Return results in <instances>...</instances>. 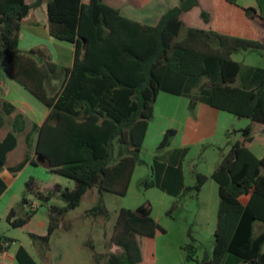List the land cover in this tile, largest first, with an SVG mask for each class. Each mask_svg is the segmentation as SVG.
Returning <instances> with one entry per match:
<instances>
[{"label": "trees", "instance_id": "trees-1", "mask_svg": "<svg viewBox=\"0 0 264 264\" xmlns=\"http://www.w3.org/2000/svg\"><path fill=\"white\" fill-rule=\"evenodd\" d=\"M45 1L51 37L75 47L73 67L56 96L48 94L45 82L57 72V63L43 52L38 53V62L20 48L24 19ZM208 6L202 0H179L167 8L158 24L151 25L125 15L128 7L140 8L138 0H37L34 4L0 0L4 70L50 109L39 129L35 153L47 160L50 172L74 182L73 189L55 186L65 206L50 204L53 194L42 193L34 178L27 183L28 193L48 205L47 235L30 234L34 244L43 242L49 248L53 234L66 227L67 215L81 206L92 189L101 197L87 216L110 221L112 215L103 195H128L160 94L183 96L190 79L218 73L221 81L210 87L206 102L251 124L240 131L243 137L211 175L220 197L213 254L205 253L198 260L190 234L192 241L184 246L186 264H222L226 255L242 264H264V230L255 233L256 224H264V158L251 151L255 126H261L264 135V79L254 90L237 87L242 64L233 60L240 50H264V18L255 9H246L260 26L257 40L223 35L212 30ZM183 30L186 35L181 38ZM5 125L0 113V130ZM175 135V130H169L161 147L169 146ZM16 146L14 135L0 143V170ZM117 147L126 155L113 164ZM28 163L26 160L9 170L20 172ZM208 179L198 174L191 190L200 193ZM154 186V182H146L147 188ZM5 189L0 180V196ZM243 194H251L246 206L239 200ZM22 203L29 208L24 217L18 218L15 209L7 217L14 228L27 225L39 208L37 202L33 210L34 201L28 196ZM166 234L150 215L121 209L110 240V246L121 252L109 253L101 263L100 255L91 248L94 264H156V240ZM14 243L0 235V253L8 252ZM16 257L19 264H38L23 246Z\"/></svg>", "mask_w": 264, "mask_h": 264}, {"label": "crops", "instance_id": "crops-1", "mask_svg": "<svg viewBox=\"0 0 264 264\" xmlns=\"http://www.w3.org/2000/svg\"><path fill=\"white\" fill-rule=\"evenodd\" d=\"M36 1L37 0H34L32 3H29L27 0L28 4H34ZM83 1L88 2V0ZM138 1L140 3V8L136 9L128 7L124 10L125 15L129 18L151 25L158 24L160 18L165 13L167 8L169 6H175L179 2V0ZM202 1L203 3H208L209 5L207 9H209L212 14L211 28L215 32L223 35L251 40H257L260 38V26L256 24L254 18L248 15L246 9L253 8L256 10L258 16L264 18V0H236L235 3H231L227 0ZM45 13H47V1H45L40 7L32 9L30 14L24 19L20 33V48L23 54L32 56L38 62H40L38 53L43 52L49 59L57 63L59 67L57 72L51 75L50 78L45 82V87L48 94L50 96H56L62 91L65 85L67 74L73 67L75 60V47L73 45H70L69 47V45L56 43L57 41L55 42V39H53L50 35V26L49 22L45 20ZM43 18L44 22L41 23L40 20ZM23 34L27 35L26 40L30 42L29 46L26 48L29 49L27 52L23 50ZM42 44L51 47V49H49L50 54L47 53L46 49L42 48ZM243 52L244 57L250 58L251 61H238L236 56L240 53V51L233 55V60L242 64V71L243 69H248L244 75V80L246 83L239 86L237 80L236 86L244 90H254L264 79V50L260 51L259 53L257 51ZM64 57L66 59V64L63 63L64 69H61L58 61H61V59ZM3 60L4 58L0 59V113L6 120V125L4 128H7V131L1 137L0 143L3 142L8 135H14L17 138L18 146V138L23 136V133L28 132L27 138L34 139V148H36L39 129L49 116L50 109L45 105L37 104L33 99L29 98L27 95L28 91L5 72ZM58 76L61 77L59 78ZM189 84L190 83H188V85ZM193 86L199 89L201 83H194ZM204 86H206V84ZM187 88L188 87H186V91L183 96H174L171 94L167 95V93L160 94L155 106V115L150 123L147 138L143 147L144 149L146 146H148V144H152L153 147L158 152H160V154L155 157L158 176L157 182L155 183V186L149 190L161 188L164 194V199L170 202H175L178 199L184 197L187 192H196L195 190H191L196 186L197 183L195 182L194 185L190 184L188 171L185 167L187 161L197 152V147L200 144L206 142H215L223 134L229 135V123L232 121L231 117H228V113L212 108L206 102L207 96L205 98H201L200 96H190L188 95ZM51 92H53V94H50ZM221 121L225 122L223 126L221 125ZM250 124V120L242 123V126L239 128V130L241 131L245 129ZM169 130H175L176 135L171 138L169 146L162 148V139ZM233 131H237V129H234ZM254 144L264 146L262 127L258 125L255 126V141L253 142L252 146ZM15 149L7 156L6 167L0 170V180L6 186V189L0 196V200L12 188L15 181L16 173L9 170L15 166H8V157L15 151ZM125 155L126 153L121 154L118 152V158L115 159L113 164H116ZM33 161L35 162V160ZM140 163H143V161ZM140 163L134 172L131 185L134 182V178L138 174L139 170L142 169V167H140ZM218 167L219 166H217L214 170L210 169L209 172L205 174L209 177V179L203 190L195 195L197 196L198 200V212L195 216L196 219L190 224L182 226L178 230L179 233L177 232L178 236L180 237L178 244L183 249L189 240L192 241V239H194L195 244H202V241L205 238L210 240L212 238L214 240H212L214 251L220 197L219 186L211 178V175ZM195 174L197 176L198 174L202 173L196 171ZM212 182H215L216 185H214ZM55 186L56 184L53 185V189L55 192H57L55 190ZM60 187L62 190H64L61 185ZM73 188L74 186L70 189ZM92 190H96L99 200L101 197L100 192L97 189ZM40 191L44 194H47L43 191V188H40ZM57 194L60 196L59 192H57ZM103 198L105 201V194L103 195ZM250 199L251 194H243L239 197V200L245 206L249 203ZM106 201L105 203L107 205ZM51 203L52 202H50V204ZM12 209L15 208H11V210ZM77 209L71 211L70 213L76 212ZM108 209L111 213L109 207ZM155 210L156 208L154 207L153 203H148L145 207H141L140 210L134 211L143 216L150 215L167 230V234L165 236H162L156 240V264H159L160 248L164 250L169 249L171 246V241L169 240L171 234L173 233L171 225L173 224L172 220L174 218L172 216L173 211H168L167 213L163 214L159 211L155 213ZM70 213L67 215L66 221L70 222L72 225L61 227L53 234L51 238L49 250L53 249L54 240L57 234L60 232V235L57 239V245L61 249V253L57 260L54 258L50 259L48 261L49 264H94L93 252L91 251V248L95 249L96 254H100L99 243H103V250L110 248V253L121 252V249L118 247L110 246V240L117 220L115 221L113 227L108 228L106 222L107 220L103 218H96L94 222H89L87 220V215V217L76 214L70 216ZM36 218L37 215H35L27 225L21 228L27 229L33 227ZM73 220H77L78 224L74 225L72 222ZM48 225L49 223L46 225L45 229L39 228L38 232L34 229H30V234L43 237L47 235ZM262 230L263 227H261L260 223L256 224V235L260 234ZM93 233L96 235V238L94 239L92 237L88 239V236L90 234L92 235ZM190 234L192 239L189 236ZM15 244L16 242L8 252L0 253V263L15 264L18 262L16 255L19 247L21 246L25 247L32 257L37 261L30 248L22 243L17 246ZM88 250L90 251L91 255L88 253ZM102 254H104L103 257L107 259L108 254L106 252ZM227 262L238 264L236 259L231 255H226L222 264H226ZM37 263L39 264L38 261Z\"/></svg>", "mask_w": 264, "mask_h": 264}, {"label": "rangeland", "instance_id": "rangeland-1", "mask_svg": "<svg viewBox=\"0 0 264 264\" xmlns=\"http://www.w3.org/2000/svg\"><path fill=\"white\" fill-rule=\"evenodd\" d=\"M34 0H28L29 3H32ZM46 12V11H45ZM45 20L49 22L47 13H45ZM41 23L44 22V18L40 20ZM186 35V30H183L181 34V38ZM27 35H22V44L23 50L27 52V46H29L30 42L26 40ZM56 42V40H55ZM63 45H70L69 43L59 42ZM42 44V48L46 49L47 53L50 54L51 47L48 45ZM24 51V52H25ZM258 53L260 51H257ZM258 55V54H253ZM5 58V51L0 42V59ZM238 61L241 62H250L251 59L248 57H244L243 50H240V53L236 56ZM61 69H64V64H66L65 57L58 61ZM64 63V64H63ZM248 69H243L241 75L238 79V85L241 86L245 84L244 75ZM59 78L61 76H58ZM221 81V77L218 73H215L211 77H205L201 79H190L189 85L187 86L188 95L190 96H197L201 98H205L207 96V92L209 91L210 87L217 82ZM194 83H201L199 89L195 88L193 85ZM206 84V86H204ZM50 94H53L51 92ZM29 98L33 99L37 104L44 105L40 100H38L34 95L30 92H27ZM168 95V94H167ZM170 95V94H169ZM228 117H231L232 121L229 123V135H222L220 136L215 142H206L200 144L197 147V152L191 156V158L187 161L185 167L188 171V178L190 180V184L194 185L195 182L197 183V176L195 172H200L202 174H207L209 170H214L217 166H220L224 160L228 157L231 152L233 145L243 137L242 133L240 132L239 128L242 126V123L249 121L248 119H241L231 114H227ZM224 121H221V125H224ZM223 128V127H222ZM237 129V131H233ZM7 128H4L0 131V139L6 133ZM223 132V131H221ZM27 134L23 133V136L18 138V146L13 153H11L8 157V166H17L18 164L29 160V163L26 167L16 173L15 181L12 188L1 198L0 200V235L3 237H7L10 240H15L16 246L19 244H24L34 254L39 264H49L48 261L52 258L55 260L58 259L61 249L57 245V239L59 237V233L57 234L54 240V246L52 250L47 248L43 242L33 243L32 239L30 238V229H34L38 232L39 228L45 229L46 225L49 223V216H48V205L45 204L43 201L35 198L34 195L28 193L27 183L30 181L31 178H34L40 188H43V191L47 194H53V200L51 204L57 206H65V202L58 196L57 192L54 191L53 185L60 184L64 189L72 188L74 186V182L69 180L63 176L53 174L50 172L49 164L47 160L41 156L35 154L34 148V139L27 138ZM163 140V139H162ZM120 145V144H118ZM252 152L259 158H264V146L254 144L251 148ZM117 153L115 152V159L118 158V152H120V147L116 148ZM160 152H158L152 144H148L143 151L141 152V160L143 163H140L141 170H139L138 174L134 178V182L131 185L130 191L126 197H120L114 194H107L106 195V202L108 207L111 210L112 216L110 221H106L108 228L113 227L115 221L118 218V212L120 209H132V210H140L141 207H145L148 203H153L154 207L156 208L155 213L158 211L165 214L171 210L172 207H175L173 210V224L171 225L173 233L170 236L171 246L169 249H162L160 248V262L159 264H186L187 262V252L178 244L180 237L178 236L177 232L179 233V229L187 224L193 222L196 218V214L198 212V200L196 192H187V194L178 199L175 202L166 201L164 199V194L161 188L151 189L146 187V182H157V165L155 163V157L158 156ZM35 160V164L32 161ZM114 163V161H113ZM213 181V180H212ZM214 185L215 182H212ZM25 196H28L29 200H32L36 203L37 209V202L39 203L38 212L35 214L37 218L35 220V224L33 227L24 229V228H14L10 222L7 220L9 212L11 208H15L17 211V217L21 218L24 217L29 210V208L25 207L22 203ZM195 196V197H194ZM98 197L96 190H90L88 194L84 197L82 205L77 209L76 212L70 213L72 215H83L87 217L86 211L91 209L98 203ZM35 209V210H36ZM34 210V209H33ZM102 219V218H101ZM100 219V220H101ZM80 220V219H78ZM89 222H94L96 218L93 216H88L87 219ZM74 225H77L78 221H72ZM72 225L70 222L66 221V226ZM261 227L264 230V224L260 223ZM96 235L93 233L88 236L89 238H96ZM202 236V235H200ZM169 239V238H168ZM213 239L205 238L202 241V244L194 243L195 247L197 248V258L198 260H202L205 253L210 255L213 254ZM191 240L188 241L190 243ZM107 245V244H106ZM100 247V261L101 263L105 262V258L103 257L104 252L107 254L110 253V248H106L103 250V243H99ZM162 249V250H161ZM88 253L91 255L90 251ZM1 256V255H0ZM232 256V255H231ZM234 257V256H232ZM238 264H242V262L234 257ZM15 264H18L16 262ZM226 264H233V263H226Z\"/></svg>", "mask_w": 264, "mask_h": 264}, {"label": "built area", "instance_id": "built-area-1", "mask_svg": "<svg viewBox=\"0 0 264 264\" xmlns=\"http://www.w3.org/2000/svg\"><path fill=\"white\" fill-rule=\"evenodd\" d=\"M33 209H34V210L36 209V205H35V204H33Z\"/></svg>", "mask_w": 264, "mask_h": 264}]
</instances>
